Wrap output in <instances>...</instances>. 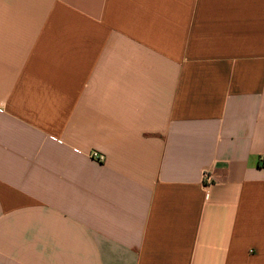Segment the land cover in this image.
Returning a JSON list of instances; mask_svg holds the SVG:
<instances>
[{"label":"crops","instance_id":"1","mask_svg":"<svg viewBox=\"0 0 264 264\" xmlns=\"http://www.w3.org/2000/svg\"><path fill=\"white\" fill-rule=\"evenodd\" d=\"M263 151L264 0H0V264H264Z\"/></svg>","mask_w":264,"mask_h":264},{"label":"built area","instance_id":"2","mask_svg":"<svg viewBox=\"0 0 264 264\" xmlns=\"http://www.w3.org/2000/svg\"><path fill=\"white\" fill-rule=\"evenodd\" d=\"M92 157L96 158L99 161H103L104 157L103 156H99L98 154H93ZM260 167L264 168V151L262 152L261 156H260ZM205 181L207 183H209L211 181V176L210 174H205Z\"/></svg>","mask_w":264,"mask_h":264}]
</instances>
